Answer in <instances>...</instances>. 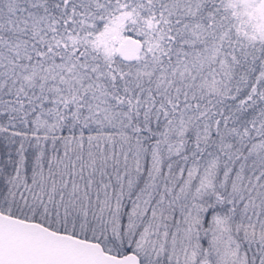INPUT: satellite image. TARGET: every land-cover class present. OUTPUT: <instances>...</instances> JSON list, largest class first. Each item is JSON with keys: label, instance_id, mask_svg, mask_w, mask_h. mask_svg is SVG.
Listing matches in <instances>:
<instances>
[{"label": "snow or ice", "instance_id": "1", "mask_svg": "<svg viewBox=\"0 0 264 264\" xmlns=\"http://www.w3.org/2000/svg\"><path fill=\"white\" fill-rule=\"evenodd\" d=\"M0 264H264V0H0Z\"/></svg>", "mask_w": 264, "mask_h": 264}]
</instances>
